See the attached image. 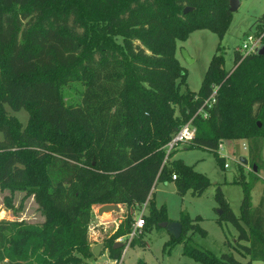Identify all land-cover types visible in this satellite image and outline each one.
Segmentation results:
<instances>
[{
  "label": "trees",
  "instance_id": "1",
  "mask_svg": "<svg viewBox=\"0 0 264 264\" xmlns=\"http://www.w3.org/2000/svg\"><path fill=\"white\" fill-rule=\"evenodd\" d=\"M186 6L192 10L183 13ZM231 17L228 0H0V189L32 196L43 216L40 223L0 220V264H88L93 205L128 209L103 242L112 259L123 249L112 248L115 239L131 230L129 210L149 194L142 230L169 221L154 207V185L173 180L180 195L200 196L210 184L172 158L174 150L163 162L165 144L188 121L195 134L186 149L216 155L221 141L245 139L250 152L259 151L264 55L235 50L232 68L225 69L218 44L197 91L187 87L176 57L177 41L200 29L221 38ZM254 23L263 31L264 13ZM73 82L82 90L66 102L62 88ZM215 88L213 102L204 104ZM6 106L26 110V124ZM216 160L223 167L221 157ZM235 182L243 188L240 215L217 186V220L235 226L232 248L247 260L185 248L193 260L264 262V199L252 207L250 186ZM179 222L181 235H170L165 246L180 242L188 228L205 234L195 220Z\"/></svg>",
  "mask_w": 264,
  "mask_h": 264
},
{
  "label": "rangeland",
  "instance_id": "2",
  "mask_svg": "<svg viewBox=\"0 0 264 264\" xmlns=\"http://www.w3.org/2000/svg\"><path fill=\"white\" fill-rule=\"evenodd\" d=\"M263 13L264 0H240L221 38L207 29H200L189 33L184 40L177 41L176 57L186 71V84L190 90L199 89L203 74L218 44L223 50L224 68H232L234 51L241 46L247 35L258 31L260 24L254 22ZM181 50L188 54L191 61L184 59ZM80 90L82 87L79 83L73 82L64 86L62 88L64 100L66 102L77 100ZM6 110L23 125L26 124L28 119L26 110L12 111L7 106ZM2 139L3 133L0 131V140ZM220 143L221 149H217L216 155L200 147L186 149L183 143L176 145L173 149L172 158L181 160L182 163L192 166L195 171L208 177L210 184L200 196L191 195L190 190L180 195L176 191L173 180L160 181L152 188L154 207L162 208L166 219L179 222L181 217L185 216L195 220L205 234L200 233L199 230L191 233L188 228L180 242L167 247L165 243L169 242V232L163 227L152 225L141 230V233L134 237L133 242L125 250L124 246L122 247L120 264H137L138 260H143L147 264H202L184 254V249L189 247H196L215 256L223 252H231L237 260L242 262L247 260V257H242L232 248L235 246L238 234L235 226L225 220L218 222L219 205L214 195L219 186L223 198L236 216L240 215L243 188L235 180H242L250 186L252 207H256L260 200L264 199V138L261 139V146L257 153L250 152L249 141L245 139L223 140ZM216 156L221 157L223 167L217 162ZM240 157L245 158L247 164H241ZM253 165L256 171L252 169ZM254 176L257 179H254ZM119 207V212L114 213V216L115 219L122 221L128 209L121 204ZM97 208L98 205H93L92 211L96 212ZM147 211L146 209L145 213ZM134 212L136 216L139 209H135ZM106 214H108L107 217L102 214L101 218L106 220L112 213ZM1 219L40 223L43 216L37 209L32 196L25 197L24 193L19 191L11 194L7 189H0ZM91 233H93L89 236L91 248L96 244H103L104 240L111 235V232L106 233L101 227L95 228ZM241 243L247 244V242ZM86 262L113 264L114 259L109 256L107 248L102 247L98 256L93 255L86 259ZM253 264H264V262L257 260L253 261Z\"/></svg>",
  "mask_w": 264,
  "mask_h": 264
},
{
  "label": "built area",
  "instance_id": "3",
  "mask_svg": "<svg viewBox=\"0 0 264 264\" xmlns=\"http://www.w3.org/2000/svg\"><path fill=\"white\" fill-rule=\"evenodd\" d=\"M264 35V30L259 31L253 34H249L246 36L245 40H243V43L239 48L236 50L239 51L241 54H251L255 53L257 49L262 45V38ZM216 93V88L213 90L212 94L209 96L208 99L204 101V104L209 105L211 102H213V97ZM198 112H201V108L198 109ZM195 134V128L192 126L191 121H188L184 125H182L170 138V140L165 144V157L163 162H165V159L168 155V153L175 148L176 145L180 143H188L192 140ZM221 149V143L218 144V148ZM226 166V164L224 165ZM172 179H175V175H172ZM150 197V194L147 196V198L144 200V202L136 209H139V213H137L136 216L133 209L129 210L133 214V222L131 224V230L124 236H120L115 239V242L123 243L124 250L127 248L128 245H130L133 238L138 234L141 233V230L144 226V214L147 207L148 199ZM94 217L90 221L88 231L92 232L95 228L101 227L104 232H111V234L117 229L119 223L121 220H113L111 223L112 227H106L105 222H98L94 219L97 218V212H94ZM2 218V217H1ZM110 231H108V230ZM122 261V256L120 255V258L114 259L113 264H120Z\"/></svg>",
  "mask_w": 264,
  "mask_h": 264
},
{
  "label": "water",
  "instance_id": "4",
  "mask_svg": "<svg viewBox=\"0 0 264 264\" xmlns=\"http://www.w3.org/2000/svg\"><path fill=\"white\" fill-rule=\"evenodd\" d=\"M240 4V0H228V10L230 12H234ZM192 10V7H184L183 13H186L188 11ZM257 54L264 55V44H262L258 49H257ZM181 54L183 55L185 60H190L188 54L184 51L181 50ZM191 61V60H190ZM259 125V122H258ZM239 162L241 164H247V160L245 158L240 157ZM253 170L256 171V167L253 165ZM120 207L119 204L116 203H107V204H102L99 205L97 208V215L101 216L103 213H116L119 212ZM217 213L220 215L221 210L218 209ZM160 227L165 228L171 236L174 238H178L181 235L182 232V226L180 222L177 221H162L158 223ZM103 247V244H96L91 248V251L94 256H98L100 253L101 248ZM123 247V243L120 242H115L112 246L113 249L115 248H120Z\"/></svg>",
  "mask_w": 264,
  "mask_h": 264
},
{
  "label": "crops",
  "instance_id": "5",
  "mask_svg": "<svg viewBox=\"0 0 264 264\" xmlns=\"http://www.w3.org/2000/svg\"><path fill=\"white\" fill-rule=\"evenodd\" d=\"M121 207V206H120ZM94 220H96V221H98V222H105V224H106V227H112V221L113 220H121V219H115V216H114V213H112V214H110L109 215V218H107L106 220L105 219H103V218H101V216H99V215H97V218L96 219H94ZM91 234H93V233H89V236H91ZM97 236V235H96Z\"/></svg>",
  "mask_w": 264,
  "mask_h": 264
}]
</instances>
